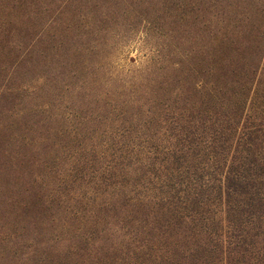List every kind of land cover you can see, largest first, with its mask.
<instances>
[{"label":"trees","instance_id":"16d2710c","mask_svg":"<svg viewBox=\"0 0 264 264\" xmlns=\"http://www.w3.org/2000/svg\"><path fill=\"white\" fill-rule=\"evenodd\" d=\"M5 7L0 103L50 95L0 122V264H264V1Z\"/></svg>","mask_w":264,"mask_h":264},{"label":"rangeland","instance_id":"374dc122","mask_svg":"<svg viewBox=\"0 0 264 264\" xmlns=\"http://www.w3.org/2000/svg\"><path fill=\"white\" fill-rule=\"evenodd\" d=\"M263 1L264 0H262V2ZM30 10H31V8L28 10L22 9L21 11L17 10V9L16 10H8L5 7V10L2 11L3 15L0 17V19L4 18V19H6V21L9 22V25H8L9 28L7 29V31L12 29L14 31L20 32L21 30H23L25 28H24V25L19 24L18 19L25 17L27 15L26 13H28ZM70 11L72 12V10H70ZM7 31H6V33H7ZM21 33H23V31ZM137 37H139L138 33H136V36L133 37L132 40L125 42V44H123L122 46H120L118 48V52H117L116 56L112 58V62L115 63L118 67L130 66L132 61H134L135 64H139V62L141 63L143 61V59H145L143 56L147 55V52L151 49L152 46H150V47L149 46H146V47L140 46L137 43V41H138ZM11 39L12 38H10V40ZM19 50L20 49H16L14 51L11 49L12 53L9 52V54H11V55H9V57H13V56L16 57L18 55ZM0 53L3 54L2 51H0ZM3 60H4V58L2 57L0 59V67H1ZM32 62L36 63L37 60L33 59ZM30 67L31 68L29 69V71L24 70L25 73H23L21 71V74H16V76L10 78V80L8 79V83L10 85L14 86L15 88H17V86L20 87L21 83L23 85L27 84L30 87L39 86L42 83V80L45 78L47 79L51 74L50 71L48 70V67L46 65H44V62H38L37 67H34V66H30ZM9 84H7V85L10 86ZM5 85H6V83L2 82V80L0 79V87L5 86ZM40 88L43 89V87H40ZM22 94L23 93H21L20 90L15 91V93H13L10 96V100L4 101V103H2V104L0 103L1 104V106H0V122L5 117L4 115H6V113H7L6 109H8V110L13 109L15 111V110L21 109L24 106H26V107L32 106L33 107L35 104H38L41 101L48 103L49 95H50V93L42 94V97H40V99H39L40 101L39 100H33V99H29V100L27 99V101H23L22 100L23 99ZM37 97H38V95H37ZM11 112L12 111L8 112L7 115H10ZM18 233L21 234V231H18Z\"/></svg>","mask_w":264,"mask_h":264}]
</instances>
